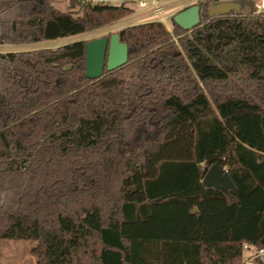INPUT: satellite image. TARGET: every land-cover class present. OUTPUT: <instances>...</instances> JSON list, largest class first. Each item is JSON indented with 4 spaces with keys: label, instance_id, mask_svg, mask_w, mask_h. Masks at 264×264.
<instances>
[{
    "label": "trees",
    "instance_id": "16d2710c",
    "mask_svg": "<svg viewBox=\"0 0 264 264\" xmlns=\"http://www.w3.org/2000/svg\"><path fill=\"white\" fill-rule=\"evenodd\" d=\"M56 1L0 0V45L133 12ZM218 1H197L191 29L121 28L128 59L98 78L85 39L0 51V242L34 240L37 264H246L245 244L264 249V10L211 16ZM213 163L234 189L203 183Z\"/></svg>",
    "mask_w": 264,
    "mask_h": 264
},
{
    "label": "water",
    "instance_id": "95a60500",
    "mask_svg": "<svg viewBox=\"0 0 264 264\" xmlns=\"http://www.w3.org/2000/svg\"><path fill=\"white\" fill-rule=\"evenodd\" d=\"M240 3L235 0H223L211 2L208 12L211 16L219 13L224 14L232 9L239 10ZM173 20L185 29H191L198 24L200 18V6L190 5L173 15ZM128 59V46L119 38V33L105 34L86 41V76L98 78L102 75L104 68L112 70ZM203 183L227 192L234 189L235 184L230 178L227 169L218 163L211 164L204 177Z\"/></svg>",
    "mask_w": 264,
    "mask_h": 264
},
{
    "label": "rangeland",
    "instance_id": "374dc122",
    "mask_svg": "<svg viewBox=\"0 0 264 264\" xmlns=\"http://www.w3.org/2000/svg\"><path fill=\"white\" fill-rule=\"evenodd\" d=\"M198 0H164V4L169 7V9L166 11V13L172 12V15L168 19V26L166 27L171 31L172 24H171V18L173 15L180 10L196 4ZM256 2V8L258 10H264V0H255ZM68 3L69 0H59L56 1L54 4L58 8L62 10L68 9ZM78 9V7H76ZM139 15L137 14L136 10L133 8V12L128 14L127 16L112 21L100 28L77 34V35H71L55 40H46L34 44H30L32 47H41V46H57L69 41L78 40V39H85L90 40L105 34H112L114 32H118L121 28L139 23L144 22L145 20L143 18H138ZM29 46V45H28ZM29 46V47H30ZM34 240L30 239H15V238H9L5 237L1 239L0 242V263L1 264H37L36 256L32 252V247L35 245ZM248 254L245 253V256L243 258V262L246 259V256Z\"/></svg>",
    "mask_w": 264,
    "mask_h": 264
},
{
    "label": "built area",
    "instance_id": "2783aa9c",
    "mask_svg": "<svg viewBox=\"0 0 264 264\" xmlns=\"http://www.w3.org/2000/svg\"><path fill=\"white\" fill-rule=\"evenodd\" d=\"M92 4H101V5H128L134 10H136L139 15L138 18H143L145 21L149 20H159L165 23L168 26V19L172 15V12L166 13L169 9L167 5L164 4V0H83ZM169 28V27H168ZM244 248L246 249V259L244 263L253 264L255 257H262L264 254V249H256L245 244Z\"/></svg>",
    "mask_w": 264,
    "mask_h": 264
},
{
    "label": "crops",
    "instance_id": "0c3cea01",
    "mask_svg": "<svg viewBox=\"0 0 264 264\" xmlns=\"http://www.w3.org/2000/svg\"><path fill=\"white\" fill-rule=\"evenodd\" d=\"M30 46V45H29ZM28 45H0V51H8V50H17L23 48H34L32 46L29 47Z\"/></svg>",
    "mask_w": 264,
    "mask_h": 264
}]
</instances>
